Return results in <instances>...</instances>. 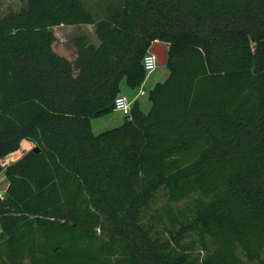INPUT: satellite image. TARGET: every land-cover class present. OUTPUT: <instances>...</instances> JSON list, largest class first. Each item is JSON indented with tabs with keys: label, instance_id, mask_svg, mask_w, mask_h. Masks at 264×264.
Listing matches in <instances>:
<instances>
[{
	"label": "trees",
	"instance_id": "1",
	"mask_svg": "<svg viewBox=\"0 0 264 264\" xmlns=\"http://www.w3.org/2000/svg\"><path fill=\"white\" fill-rule=\"evenodd\" d=\"M60 25H94L98 43ZM155 42L168 74L148 109L136 98L95 133ZM23 140L37 151L0 166V264H264V0L0 14V160Z\"/></svg>",
	"mask_w": 264,
	"mask_h": 264
},
{
	"label": "rangeland",
	"instance_id": "2",
	"mask_svg": "<svg viewBox=\"0 0 264 264\" xmlns=\"http://www.w3.org/2000/svg\"><path fill=\"white\" fill-rule=\"evenodd\" d=\"M0 1H1L2 13H6V14H8L10 12H19L25 6V0H0ZM109 1L110 0H85L84 3L86 5V7L89 8L91 11H93L97 16H101L104 5ZM159 70L160 71L166 70L167 74H168V69L166 68V66H157V68L152 73L154 74L155 71L158 72ZM152 73H150V74H152ZM149 75H147V77ZM165 77L162 78L160 81H163L165 79ZM121 87H126L128 90L130 89L126 86L124 81L121 82ZM150 88H151V86H149V84H147L145 86V88L142 87L141 89H143L145 91V93H147ZM138 91H139V89H138ZM138 93L139 92H137V95H138ZM142 100L146 101V103H147L146 107L147 108H145V109L147 110L149 105H150L147 95L143 96ZM124 118H125V116L121 112L116 111V110H111L104 115H101L99 117L92 119V121H91V124L93 126L92 129L94 132L99 133L100 131H104L105 129H110V128H113V127L120 125L123 122ZM115 121L118 123L114 124L113 126H110L111 125L110 123L115 122ZM33 147H34V145L32 144V142H31V144L23 142L20 145L19 150L9 154L8 156H6L2 160H0V166L2 167V166H6V165L10 164L11 162L18 159L21 155H23L27 151L31 150ZM252 264H257V263H252Z\"/></svg>",
	"mask_w": 264,
	"mask_h": 264
},
{
	"label": "crops",
	"instance_id": "3",
	"mask_svg": "<svg viewBox=\"0 0 264 264\" xmlns=\"http://www.w3.org/2000/svg\"><path fill=\"white\" fill-rule=\"evenodd\" d=\"M82 1L85 2V0H82ZM0 14H1V16H5L6 15V13H2L1 6H0ZM58 31H59V34L65 36V37H69V38L70 37L79 36V35L88 36L93 43H95V44L98 43V40H97V38L95 36V33H94V25H60L58 27ZM158 43L163 45V46H166L165 44H163L161 42H158ZM156 71L154 72V74L152 73L146 78L145 82L142 85L143 88H145V86L147 84H149V86L152 87L156 82L160 81L162 78H164L167 75V71L166 70H161V71L159 70L158 72H156ZM137 92H138V89H129L128 90L126 87H121V93L120 94L126 96L128 99H130L132 101L137 98L138 100H140L143 108L144 109L147 108L146 107L147 106L146 101L142 100L143 96H145V95L137 97ZM117 123L118 122H116V121L115 122H111L110 126H113L114 124H117ZM91 127L93 128L92 124H91ZM23 142L31 144V142L28 141V140H23L21 142V144Z\"/></svg>",
	"mask_w": 264,
	"mask_h": 264
},
{
	"label": "built area",
	"instance_id": "4",
	"mask_svg": "<svg viewBox=\"0 0 264 264\" xmlns=\"http://www.w3.org/2000/svg\"><path fill=\"white\" fill-rule=\"evenodd\" d=\"M143 67L144 70L146 71L147 75L152 73L158 66L157 64V57L156 54L150 51V49L146 52V54L143 57ZM139 89L138 96H143L145 94V91L143 89ZM132 100L128 99L124 95H118L115 100L113 101L114 103V110L121 112L124 116L130 115L131 112V104ZM5 166H2L4 168ZM9 183L8 180L4 174V169L0 172V199L5 198L7 189H8Z\"/></svg>",
	"mask_w": 264,
	"mask_h": 264
},
{
	"label": "water",
	"instance_id": "5",
	"mask_svg": "<svg viewBox=\"0 0 264 264\" xmlns=\"http://www.w3.org/2000/svg\"><path fill=\"white\" fill-rule=\"evenodd\" d=\"M169 48L166 46H163L159 44L158 42H155L151 48L150 51L156 54L157 57V64L158 66H166L167 64V54H168ZM114 110V103L112 102L107 107L103 108L102 111H110ZM33 151H37L36 147L32 148Z\"/></svg>",
	"mask_w": 264,
	"mask_h": 264
}]
</instances>
